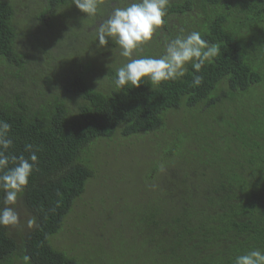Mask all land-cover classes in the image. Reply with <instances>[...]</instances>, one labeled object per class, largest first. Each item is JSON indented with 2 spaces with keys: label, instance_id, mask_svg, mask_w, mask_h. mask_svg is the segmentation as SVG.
Wrapping results in <instances>:
<instances>
[{
  "label": "trees",
  "instance_id": "trees-1",
  "mask_svg": "<svg viewBox=\"0 0 264 264\" xmlns=\"http://www.w3.org/2000/svg\"><path fill=\"white\" fill-rule=\"evenodd\" d=\"M112 2L86 19L71 0H0V120L10 154L27 158L31 144L38 156L15 206L27 219L0 226V264H233L264 250V0H171L135 55L160 53L179 28L220 54L196 73L199 86L189 65L179 80L125 89L113 83L125 58L95 39ZM41 63L49 75L35 78ZM116 133L143 143L121 152L122 169L138 156V171L120 185L107 173L85 201L99 158L84 151Z\"/></svg>",
  "mask_w": 264,
  "mask_h": 264
},
{
  "label": "clouds",
  "instance_id": "clouds-1",
  "mask_svg": "<svg viewBox=\"0 0 264 264\" xmlns=\"http://www.w3.org/2000/svg\"><path fill=\"white\" fill-rule=\"evenodd\" d=\"M170 3L171 0H113L110 10L96 21L97 47L104 48L111 42L126 61L115 69V87H139L145 78L157 86L176 81L185 77L189 65L194 69L193 86L202 83L203 76L196 73L220 54V46L205 40L198 30L179 28L175 35L165 37L160 53L135 55L149 45L166 24ZM71 4L86 14V19L97 18L104 7L103 0H71ZM10 132L11 124L0 120V191L3 192L0 226L3 227L20 225V214L15 206L38 163L31 144L25 146V151L30 153L27 158L9 153L14 143ZM34 223V218L27 221L29 228ZM233 264H264V250L254 248L238 254Z\"/></svg>",
  "mask_w": 264,
  "mask_h": 264
},
{
  "label": "rangeland",
  "instance_id": "rangeland-1",
  "mask_svg": "<svg viewBox=\"0 0 264 264\" xmlns=\"http://www.w3.org/2000/svg\"><path fill=\"white\" fill-rule=\"evenodd\" d=\"M19 17L20 16H18V14H17L16 19ZM53 24L57 28L59 21L56 20L55 22H53ZM46 51L50 52L51 54L54 53V51L51 49H48V50L46 49ZM113 52L118 53L119 52L118 47H116V49H114ZM107 55L110 56L112 54H110L108 52ZM113 59L111 61H113ZM95 63L96 62H92L90 66L94 67ZM3 68H4V65L1 66L2 70H3ZM4 70H5V68H4ZM32 72H33L35 78H42L45 75H49L47 66L44 63L39 64V66L36 69H34ZM50 74H52V73H50ZM21 78L24 79L27 83H30V87L34 88L35 91H40V89L43 88L42 82L39 80H36V81H34L33 84H31L33 77L26 76L24 78L23 77H21ZM137 138H138V136L127 137V136L121 135L120 133H116L115 135H112V137L109 139H103V140H100V141L93 143V145L89 146V148L84 151V154L86 156L96 155L99 158V160L97 162H94V164H93V168L95 167L96 176L89 180V183L87 184V190H86L85 194H83V196H82L83 200L91 201V203H92V200L95 197L94 194L96 192H98L99 189H101V187H102V184L104 181L103 178L107 177L106 179H108L109 176L113 172L117 173V175L115 176L114 182H116L118 185H120L121 180L127 179L129 176H131V178H132L133 177L132 172L137 173L139 165H140L139 160L137 159L138 156H136L134 158V160L130 163V166L132 168L131 173H127L129 171L125 172V168L122 169V167H126L127 163L129 162V158L124 160L121 156V152L124 150L130 151V150H132L131 147H133V146H138V145L142 146L143 143L137 142V140H136ZM132 155H131V157H132ZM134 162H136L135 165H133ZM107 165L112 166V169L107 170ZM119 167H121V168H119ZM107 173H111V174L106 176ZM120 189H122V188L120 186H118V190H120ZM120 192H121V190H120ZM131 192H133V190H131ZM88 209L89 208H87V210ZM16 210L19 212L21 223L23 224L22 221L27 219V215L25 213V210L23 207L22 208L16 207ZM68 228H70V227H68ZM68 228H65V230ZM71 228H73V226H71ZM83 228L84 227H82V229ZM60 236H61V234H60ZM62 240L64 241L63 242V244H64L65 238H63Z\"/></svg>",
  "mask_w": 264,
  "mask_h": 264
}]
</instances>
